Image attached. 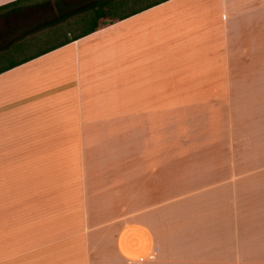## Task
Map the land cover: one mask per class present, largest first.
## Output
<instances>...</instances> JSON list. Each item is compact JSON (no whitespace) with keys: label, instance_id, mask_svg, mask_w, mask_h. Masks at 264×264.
Wrapping results in <instances>:
<instances>
[{"label":"crops","instance_id":"obj_1","mask_svg":"<svg viewBox=\"0 0 264 264\" xmlns=\"http://www.w3.org/2000/svg\"><path fill=\"white\" fill-rule=\"evenodd\" d=\"M36 27L7 26L0 52ZM39 45L11 61L31 58ZM207 102L228 103L233 142L199 148L217 151L206 159L161 158L156 120L173 119L177 104ZM255 143L264 144V0H168L102 20L89 35L0 73V264L59 243L18 254V192H27L35 168L49 167L79 172L85 264H264V251L242 253L246 238L250 249L264 246V224H244L264 214V191L249 185L264 173V147ZM248 152L253 158L242 159Z\"/></svg>","mask_w":264,"mask_h":264},{"label":"rangeland","instance_id":"obj_2","mask_svg":"<svg viewBox=\"0 0 264 264\" xmlns=\"http://www.w3.org/2000/svg\"><path fill=\"white\" fill-rule=\"evenodd\" d=\"M54 1L50 0L38 7L29 6L15 11H3L0 16L15 15L16 19H11L9 22L0 20V31H5L7 26L14 27L16 31L40 26L59 15L71 14L98 0H62L58 6H55ZM73 32L75 31L71 33ZM17 34L18 32L14 33V35ZM44 46V44L39 45L40 48ZM1 49H3L2 44H0ZM168 105L162 102V108ZM177 106L178 110L173 114V119L166 117L168 113H162L161 119L156 120L155 133L151 135V137L154 136L155 142L165 149L160 152L161 158H169L172 155V158L176 159H206L215 155L217 151H204L199 148L233 142V118H231V110L228 109L227 102L224 104L216 102L182 103ZM185 106H187L186 111ZM218 108H221V112ZM258 144L260 143H255L253 148L264 147V144ZM184 145L191 146L193 149L182 151L180 148ZM169 146H177V150L169 152ZM248 153L242 159L253 158L254 153ZM256 158L260 157L256 156ZM40 169H34L32 180L27 184V192L24 191V185H22V191L18 192L16 215L18 254L24 252L26 248H31L33 244H40V241L58 240L59 243L48 247L42 253L33 255L27 262L19 264H85L87 235L83 233L85 227L83 187L79 182V172L76 167H49L43 168V171ZM256 177L258 179H254L249 185L251 192L259 194L264 191V173ZM20 194L21 197H19ZM175 195L183 196L184 191H177ZM263 219L264 214L256 215L251 223L248 224L246 221L244 224L252 229H259L264 224ZM181 221L183 222L182 219ZM260 233L255 231L251 234L252 242L254 238L259 237ZM243 241L244 239L242 240L244 244ZM24 243L28 244L25 246ZM59 244L61 245L58 247ZM255 250L259 254L264 251V246L258 245L250 249L248 238H246L242 253ZM58 257L61 259L58 260Z\"/></svg>","mask_w":264,"mask_h":264},{"label":"trees","instance_id":"obj_3","mask_svg":"<svg viewBox=\"0 0 264 264\" xmlns=\"http://www.w3.org/2000/svg\"><path fill=\"white\" fill-rule=\"evenodd\" d=\"M49 1L50 0H17L8 5L1 6L0 14L3 11H15L29 6L38 7L40 4L45 5ZM61 1L62 0H55V6H58ZM165 1L168 0H98L71 14L59 15L52 21L36 27L33 37L27 38L23 42L16 41L10 49L0 52V65L4 62H8L7 65L0 67V73L89 35L98 30L100 21L102 20L110 23L121 21ZM39 29L46 31L36 34ZM72 31L75 32L71 33ZM39 44H44L45 46L48 44L49 46L39 50L37 54L31 58L11 61L15 54L35 49Z\"/></svg>","mask_w":264,"mask_h":264}]
</instances>
